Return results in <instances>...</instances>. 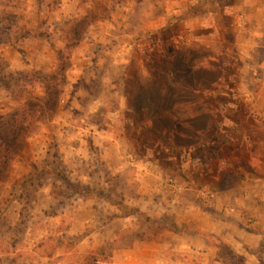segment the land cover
Instances as JSON below:
<instances>
[{
  "label": "rangeland",
  "instance_id": "374dc122",
  "mask_svg": "<svg viewBox=\"0 0 264 264\" xmlns=\"http://www.w3.org/2000/svg\"><path fill=\"white\" fill-rule=\"evenodd\" d=\"M218 1L0 0V264H135L133 243L177 228L171 215H149L170 199L167 180L179 183L173 164L156 161L196 155L202 166L211 149L157 130V109L198 102L190 76L224 75V91L252 86L231 31L244 9ZM192 19L228 29L207 43L222 39L221 72L204 67L212 52L192 42ZM124 102L129 111L115 115ZM141 155L152 159L149 181L166 186L160 200L131 201L140 183L129 163Z\"/></svg>",
  "mask_w": 264,
  "mask_h": 264
},
{
  "label": "crops",
  "instance_id": "0c3cea01",
  "mask_svg": "<svg viewBox=\"0 0 264 264\" xmlns=\"http://www.w3.org/2000/svg\"><path fill=\"white\" fill-rule=\"evenodd\" d=\"M236 4L237 10H244L235 16V28L231 31L235 43L242 46L237 58L239 65L253 71L246 82L252 86L246 89L241 80L236 90L224 91V75L190 76L187 89L199 101L191 99L181 110L166 107V103L157 109V130L171 131L174 141L181 138V131H186L194 144L205 141L211 152H206V159H200L202 166H198L196 155L187 157L188 162L181 160L182 155L159 157L156 161L160 170L165 171V164H173L177 169L173 177L188 189L183 187L180 193L170 191L169 200H161L149 210V215H155L159 221L160 216H173L179 230L165 229L161 237L133 243V250L139 254L135 264H184L187 255L201 257L206 264H264V0H231L229 6ZM197 22L191 20L188 34L194 43L206 40L204 45L212 52L206 56L207 71L218 68L221 72L225 66L220 56L225 53L222 39L220 43H207L213 35H227L228 29L202 27ZM244 36L251 39V48L244 49ZM206 82L207 89L197 91ZM129 108L124 102L114 114H126ZM138 125L144 131L146 121ZM212 127L221 129L216 144L208 137ZM149 163L152 159L147 155L136 156L129 163L133 167L130 175H135L140 183L131 198L133 203L147 195L159 197L160 193H168L166 186L164 192L162 182L158 185L149 181ZM199 191L210 192L214 197L208 198Z\"/></svg>",
  "mask_w": 264,
  "mask_h": 264
},
{
  "label": "built area",
  "instance_id": "2783aa9c",
  "mask_svg": "<svg viewBox=\"0 0 264 264\" xmlns=\"http://www.w3.org/2000/svg\"><path fill=\"white\" fill-rule=\"evenodd\" d=\"M167 181L172 192L178 193L182 191L183 187L177 184L172 178H169ZM199 192L203 195H206L208 198L214 197L213 194L210 192H204V191H199Z\"/></svg>",
  "mask_w": 264,
  "mask_h": 264
},
{
  "label": "trees",
  "instance_id": "16d2710c",
  "mask_svg": "<svg viewBox=\"0 0 264 264\" xmlns=\"http://www.w3.org/2000/svg\"><path fill=\"white\" fill-rule=\"evenodd\" d=\"M172 231H178L179 229L178 228H173V229H170Z\"/></svg>",
  "mask_w": 264,
  "mask_h": 264
}]
</instances>
